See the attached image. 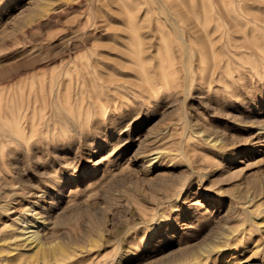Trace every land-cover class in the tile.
Here are the masks:
<instances>
[{"label": "rangeland", "instance_id": "obj_1", "mask_svg": "<svg viewBox=\"0 0 264 264\" xmlns=\"http://www.w3.org/2000/svg\"><path fill=\"white\" fill-rule=\"evenodd\" d=\"M196 32L228 74L208 78ZM29 93L24 136L0 130V189L19 192L0 227L56 181L48 240L78 264H264V0H0L2 124Z\"/></svg>", "mask_w": 264, "mask_h": 264}, {"label": "bare ground", "instance_id": "obj_2", "mask_svg": "<svg viewBox=\"0 0 264 264\" xmlns=\"http://www.w3.org/2000/svg\"><path fill=\"white\" fill-rule=\"evenodd\" d=\"M222 1V0H221ZM205 4L206 18L209 16V9ZM204 19V23L206 22ZM124 20L128 21L133 32H137V25L134 22L133 14H129ZM192 22H188L187 25L191 29ZM232 29H242V25L238 22L236 18L231 24ZM197 41L202 49V52L205 57H208L207 68L208 78L214 79L216 74H228V68L230 67V61H222L220 58L221 49L219 50V44L217 42V47L214 49L213 44H210L208 39L201 33L196 32ZM232 50L229 51L233 53V56L237 54L240 50L237 47L236 43L232 42ZM242 46L241 48H243ZM249 47V46H247ZM235 52V53H234ZM209 57H214L209 59ZM231 58V57H230ZM132 71V69H129ZM137 74V70L134 71ZM163 81L165 82L166 87L175 86L178 88H185L187 85L186 79H181L177 81V84L173 83V78L169 74L162 76ZM105 80V79H104ZM120 83H126L129 86H132L134 89L140 90L146 95L151 90H156L157 84L152 85L149 82V90L142 85H137L132 82L125 81L123 78L118 79ZM175 80V79H174ZM116 81L106 79V85L113 84ZM52 93V92H51ZM50 101V100H49ZM21 107L18 108L16 112H11L10 117L12 118L11 124H2L0 121V130H3L1 136L9 137L11 135H16L21 138V135L24 136L22 130L27 127L29 123L32 125L31 115L32 112L39 110L43 107L42 99L39 100L37 96L30 98V93L27 94V99H20ZM51 107L53 103L50 102ZM6 107V106H5ZM7 109V107H6ZM5 117L7 120V111L0 119ZM33 128V126H32ZM264 129V128H262ZM12 140V139H11ZM63 186V183L53 181L49 185V190L44 191L43 194L47 195L49 200H44L42 203H39V200L35 202H29L28 207L23 208L21 212L18 213L17 217L12 219L13 224L11 225H2L0 227V233L2 234L1 241L3 246L1 247V253H4L0 258V264H78L82 260V257L78 256L82 253L75 254L72 250L54 252L51 250L52 244L48 238L51 237V227L52 225L62 224L63 221L58 220L54 221L55 218H52V215L57 210L58 195ZM19 192L17 190L10 191L9 193L3 192L0 189V210L8 212L12 208L11 203L16 201L19 198ZM255 196V195H253ZM250 196H243L244 201L242 202V208L244 214L249 217L253 214L254 205L249 203ZM246 204V205H245ZM31 213V214H28ZM10 219V218H9ZM17 224L18 226L14 229L9 226ZM85 236L82 233L79 237H74L72 243L78 244L81 239Z\"/></svg>", "mask_w": 264, "mask_h": 264}]
</instances>
